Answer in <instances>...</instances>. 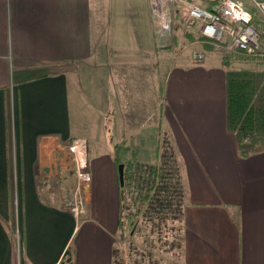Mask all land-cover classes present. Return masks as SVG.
<instances>
[{"label": "crops", "instance_id": "1", "mask_svg": "<svg viewBox=\"0 0 264 264\" xmlns=\"http://www.w3.org/2000/svg\"><path fill=\"white\" fill-rule=\"evenodd\" d=\"M149 11L0 0V264H112L118 165L157 163L163 138L184 192L173 264H264V151L239 156L226 129L222 58L158 48ZM73 139L90 177L78 218L65 208Z\"/></svg>", "mask_w": 264, "mask_h": 264}, {"label": "trees", "instance_id": "2", "mask_svg": "<svg viewBox=\"0 0 264 264\" xmlns=\"http://www.w3.org/2000/svg\"><path fill=\"white\" fill-rule=\"evenodd\" d=\"M221 58L225 69L226 129L236 138L239 156L264 151V60L243 55ZM160 144L156 164L137 163L135 170L124 169L118 227L125 244L114 246L112 264H173L181 251L183 186L167 140L161 139ZM127 195L130 204L125 202ZM161 254L172 260L163 261Z\"/></svg>", "mask_w": 264, "mask_h": 264}, {"label": "built area", "instance_id": "3", "mask_svg": "<svg viewBox=\"0 0 264 264\" xmlns=\"http://www.w3.org/2000/svg\"><path fill=\"white\" fill-rule=\"evenodd\" d=\"M249 3L258 14L246 8ZM153 33L158 48L191 47V60L200 62L206 54L196 45L210 48L223 58L246 56L264 60V0H148ZM74 166L76 185L65 201V208L79 217L86 203L90 182L88 146L83 139L67 144Z\"/></svg>", "mask_w": 264, "mask_h": 264}, {"label": "rangeland", "instance_id": "4", "mask_svg": "<svg viewBox=\"0 0 264 264\" xmlns=\"http://www.w3.org/2000/svg\"><path fill=\"white\" fill-rule=\"evenodd\" d=\"M245 8L252 14V15H254L256 18H258V14H257V11L249 4V3H245ZM150 12V11H149ZM150 18H151V16H150ZM151 22H152V20H151ZM236 68H240V67H236ZM162 85H163V82H162ZM155 163V162H154ZM153 163V164H154ZM156 164V163H155ZM125 202L127 203V204H130V197L127 195V196H125ZM127 235H128V233L126 234V236H125V239L124 240H126L127 239ZM137 237H139V234L137 235ZM141 240V238H139L138 239V241H140ZM127 242V241H126ZM115 243H116V245H120V244H125V241L123 242L122 241V239L120 238V234H118L117 236H116V241H115ZM135 243L137 244V245H140L141 246V244L139 243V242H136L135 241ZM161 256V258L163 259V261H165V262H168V261H171L170 260V257H169V255H167V254H161L160 255Z\"/></svg>", "mask_w": 264, "mask_h": 264}, {"label": "water", "instance_id": "5", "mask_svg": "<svg viewBox=\"0 0 264 264\" xmlns=\"http://www.w3.org/2000/svg\"><path fill=\"white\" fill-rule=\"evenodd\" d=\"M118 180H119L120 186H122L123 183H124V179H123V165L122 164L118 165Z\"/></svg>", "mask_w": 264, "mask_h": 264}]
</instances>
